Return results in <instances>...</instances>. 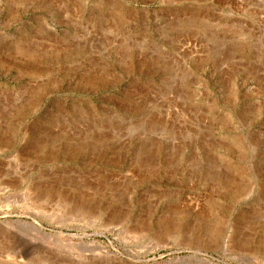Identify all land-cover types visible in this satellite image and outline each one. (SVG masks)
<instances>
[{"label":"rangeland","instance_id":"obj_1","mask_svg":"<svg viewBox=\"0 0 264 264\" xmlns=\"http://www.w3.org/2000/svg\"><path fill=\"white\" fill-rule=\"evenodd\" d=\"M0 138V264H264V0H0Z\"/></svg>","mask_w":264,"mask_h":264},{"label":"bare ground","instance_id":"obj_2","mask_svg":"<svg viewBox=\"0 0 264 264\" xmlns=\"http://www.w3.org/2000/svg\"><path fill=\"white\" fill-rule=\"evenodd\" d=\"M19 52H21V53H23V54H25V55H28L29 53H28V51H25V50H21L20 51V49H19ZM0 140H2L1 138H0ZM41 204V203H40ZM39 205V204H38ZM41 206V205H40ZM82 207H85V206H82ZM82 207H79L78 206V212L79 213H82L83 215H90V214H92V212H93V210H91V211H89V210H86L85 208H83L82 209ZM90 208H92V207H90ZM74 211V210H73ZM76 211V210H75ZM75 213V212H74ZM94 213V212H93ZM95 214V213H94ZM93 215V214H92ZM92 215H90L91 217H92ZM80 216V215H79ZM111 231V230H110Z\"/></svg>","mask_w":264,"mask_h":264}]
</instances>
